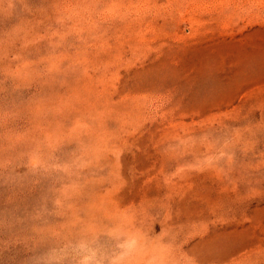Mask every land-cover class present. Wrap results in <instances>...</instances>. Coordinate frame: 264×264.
<instances>
[{
  "label": "rangeland",
  "instance_id": "374dc122",
  "mask_svg": "<svg viewBox=\"0 0 264 264\" xmlns=\"http://www.w3.org/2000/svg\"><path fill=\"white\" fill-rule=\"evenodd\" d=\"M0 264H264V0H0Z\"/></svg>",
  "mask_w": 264,
  "mask_h": 264
}]
</instances>
